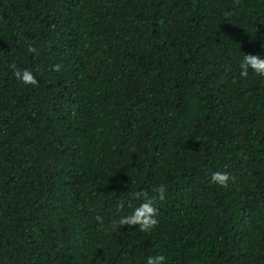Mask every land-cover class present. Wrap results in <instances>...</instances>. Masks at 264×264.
Returning a JSON list of instances; mask_svg holds the SVG:
<instances>
[{
  "label": "trees",
  "instance_id": "trees-1",
  "mask_svg": "<svg viewBox=\"0 0 264 264\" xmlns=\"http://www.w3.org/2000/svg\"><path fill=\"white\" fill-rule=\"evenodd\" d=\"M243 54L264 57V0H0V264H264ZM160 185L155 228H113Z\"/></svg>",
  "mask_w": 264,
  "mask_h": 264
},
{
  "label": "clouds",
  "instance_id": "clouds-1",
  "mask_svg": "<svg viewBox=\"0 0 264 264\" xmlns=\"http://www.w3.org/2000/svg\"><path fill=\"white\" fill-rule=\"evenodd\" d=\"M230 15V13H225ZM30 53L36 52L37 50L33 47H29ZM14 69L13 75L19 81L25 85L37 86L38 81L33 72L27 68L23 70H16V65H10ZM62 65L56 64L53 66V71L59 72ZM240 76L247 78L249 70L257 74L260 77H264V57L253 54H243V59L239 65ZM234 179V178H231ZM212 182L227 187L230 177L226 173L215 172L211 176ZM167 189L164 185H160L153 189V195L149 196L147 193H138V197H143L142 202L139 206L135 207L130 213L121 215L118 220L113 221V228L129 226L137 227L140 232L148 233L155 228L158 223L159 216V203L163 202L166 198ZM124 209V203L120 202L117 204V211L121 212ZM97 222L103 226V219L96 217ZM146 264H165V257L163 255L149 256L146 260Z\"/></svg>",
  "mask_w": 264,
  "mask_h": 264
}]
</instances>
